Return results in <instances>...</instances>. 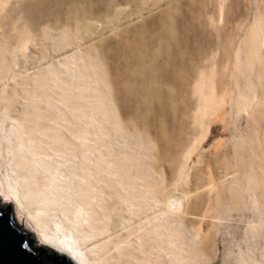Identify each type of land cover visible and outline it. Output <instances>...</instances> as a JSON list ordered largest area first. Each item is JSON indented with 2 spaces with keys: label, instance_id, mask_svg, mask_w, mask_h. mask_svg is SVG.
<instances>
[{
  "label": "rangeland",
  "instance_id": "rangeland-1",
  "mask_svg": "<svg viewBox=\"0 0 264 264\" xmlns=\"http://www.w3.org/2000/svg\"><path fill=\"white\" fill-rule=\"evenodd\" d=\"M23 1L24 11L0 13L9 41L22 24L30 38L2 87L44 67L26 98L40 101L39 120L55 113L61 140L78 147L86 130L100 132L93 147L128 167L113 172L95 216L105 227L85 244L92 264H264V0ZM67 53L79 76L59 71L58 90L47 66ZM0 124V175H36L43 186L16 133L5 137L10 119ZM20 132L30 138L28 127ZM134 176L136 202L119 190ZM174 198L180 208L169 206ZM70 209L49 211L46 228L73 231L82 209ZM34 228L31 220L41 245Z\"/></svg>",
  "mask_w": 264,
  "mask_h": 264
},
{
  "label": "bare ground",
  "instance_id": "bare-ground-1",
  "mask_svg": "<svg viewBox=\"0 0 264 264\" xmlns=\"http://www.w3.org/2000/svg\"><path fill=\"white\" fill-rule=\"evenodd\" d=\"M13 4H18V9L21 11L25 10L23 0H0V13L5 16V7L10 8V6L7 7V5L12 6ZM14 8H12V10L16 11L17 9ZM5 17L7 19V13ZM5 17L0 19H5ZM16 20L18 22L19 19L16 18ZM19 21L21 22V20ZM13 24L17 25L18 23L15 24L14 22ZM10 25L12 26V24ZM11 26L8 27L11 28ZM12 28L14 29L13 31L17 32H14V34L16 33L15 36H13L15 40H13V38L9 41L7 38H10V35L8 36L10 32H6L0 26V116L5 118L8 117L11 121V127L8 131L5 130L6 139L9 140L11 135L16 133L18 140L16 147L21 152H29L31 155L29 158L32 163L31 166L35 168V172H37L41 178H45V181L43 186H41L35 175L31 180L23 178L21 183L20 181L16 182L15 179L4 174L2 176L0 175V192L4 196L5 201H11L14 204L17 222L20 221V223L23 224L21 216L23 210H26L25 228L27 229L28 224L31 226V220L34 222V230L37 233L39 244L50 247L56 252L67 253L75 257L79 264H92L85 251V244L93 236L101 234L103 232V227H105V222L103 223V221H101V226L97 227L94 225L95 216L99 214L98 211L104 210L103 203L107 194L106 189L111 187V183L115 180L116 176L113 172L115 170H125L128 167L125 163L118 166L112 165L107 156L104 155V152H101V149L93 147L95 142L99 140L101 135L100 132L94 130L88 132L86 130L83 135L79 137L80 146L78 147L67 140H61L58 133L57 116L55 113L52 114L53 117L50 123L39 120V118L47 115L45 112L40 111L42 107L40 101L34 99L28 103L26 98L30 93L33 95L34 89L38 84L35 80L44 78V76L47 75L43 71L44 67L35 69L31 76L25 75L19 82L14 83L13 87L9 90H5L2 87V81L7 79L12 63L18 60L19 55H24L21 51H23V48L30 39L23 29V24L13 26ZM18 30L22 31L19 32ZM13 31H11V33ZM98 39L99 38H97V40ZM89 44L91 43H82L80 47L83 50H87ZM71 54L72 53H70V55ZM70 59L69 53H67V55L54 58L47 66L49 69L48 76L53 86L58 90L64 88L60 78V72L66 74L75 83L78 80L79 72L77 73V64ZM54 65H59V70L56 69ZM29 79L35 81L34 86L31 88L28 85ZM43 90H45V86ZM30 112L34 120L30 125H26V121L30 119ZM20 127H28L27 134L29 133L30 138H23ZM37 131L38 135L35 133ZM93 137L95 139H93ZM35 138H39L42 142L45 141L44 144L46 146L39 145L36 149ZM40 151L42 153H40ZM116 178L118 177L116 176ZM119 184L121 185L119 187L120 192H127L128 196L136 202L138 199L136 177L134 176L127 186L122 184V179L120 178ZM34 204L37 205V214L30 211L31 205ZM94 204L97 205L96 208L93 207ZM168 204L169 206H173L174 209H177L181 207L182 202L174 198L170 200ZM71 207L76 211L82 209L77 213L80 219L74 223L73 231L67 230L68 228L61 224H57L55 230L46 228L44 216L47 215L49 211L62 208L65 215L68 216L67 212L68 210L72 211V209H70ZM137 208L138 206L136 204L132 205V210H137ZM101 220H103V218H101Z\"/></svg>",
  "mask_w": 264,
  "mask_h": 264
},
{
  "label": "water",
  "instance_id": "water-1",
  "mask_svg": "<svg viewBox=\"0 0 264 264\" xmlns=\"http://www.w3.org/2000/svg\"><path fill=\"white\" fill-rule=\"evenodd\" d=\"M0 264H79L67 253L36 245L30 230L17 223L11 202L0 198Z\"/></svg>",
  "mask_w": 264,
  "mask_h": 264
}]
</instances>
